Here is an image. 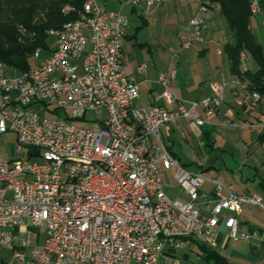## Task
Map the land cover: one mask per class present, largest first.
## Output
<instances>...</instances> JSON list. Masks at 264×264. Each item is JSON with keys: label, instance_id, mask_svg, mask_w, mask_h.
<instances>
[{"label": "built area", "instance_id": "obj_1", "mask_svg": "<svg viewBox=\"0 0 264 264\" xmlns=\"http://www.w3.org/2000/svg\"><path fill=\"white\" fill-rule=\"evenodd\" d=\"M162 1L144 0V7ZM211 5L219 7L204 1L189 20L181 50L202 42ZM260 9L252 0L251 13ZM128 28L126 15L87 0L76 20L49 31L54 47L43 58L37 48L31 69L14 72L0 60V135L14 133L17 140L16 156L0 160V250H13L12 261L2 264H158L159 251L185 238L215 246L221 223L233 241L254 237L239 230V215L243 206H255L264 218L261 197L234 193L219 181L211 196L203 193L204 178L179 165L160 133L182 118L209 125L220 114L224 85L211 83L208 98L186 106L170 88L175 71L159 72V97L176 107H132L139 87L125 70L121 41ZM240 60L245 70L244 53ZM234 81L241 93L236 104L264 105L258 91ZM162 166L175 170L185 201L166 194ZM27 223L46 228L29 258L12 242Z\"/></svg>", "mask_w": 264, "mask_h": 264}, {"label": "rangeland", "instance_id": "obj_2", "mask_svg": "<svg viewBox=\"0 0 264 264\" xmlns=\"http://www.w3.org/2000/svg\"><path fill=\"white\" fill-rule=\"evenodd\" d=\"M104 1L109 12H120L127 16L130 24L129 34H133L135 28L140 26V20L136 14L130 12L131 6L125 2L126 0H96L99 5H102ZM137 8L139 9V6ZM189 10L190 8L187 10L182 9L180 3L173 4L168 7V16L156 17L157 20L154 19L149 26L142 28L138 34L137 42L146 44L144 49L138 48L134 44V40H124L121 46L130 63L135 65L143 63L147 67H150L153 63L158 64V66H166L169 60L177 58V55H172L168 49L170 46L176 51L180 49V38H184L181 28L185 27V23L189 21ZM215 11L216 18L213 13L204 15L207 28L201 33V38L207 47V51L199 57L194 56L192 65L194 64L196 67L193 68L192 74L194 77L190 80V85H185L183 80L178 82L180 92L175 96L184 102L202 98L199 95L200 92H197L198 86L202 84L200 83L201 78L205 80L203 86L206 88L214 82L224 84V79L228 80L230 77L229 60L225 53V46L232 43V38L228 34L224 19L217 9ZM250 28L255 42L262 46L264 51V9L261 8L258 13L252 15ZM54 44V39L51 38L49 48L54 47ZM202 45L203 43H195L192 49ZM217 47L221 50L220 55L216 52ZM147 50H150V53ZM178 53L181 55L185 51L179 50ZM45 55L46 52L43 51L41 58ZM245 55V66L254 69L256 67L254 60L249 54ZM200 72L203 76L200 75ZM171 90L173 92L172 88ZM141 96L138 100L132 101V107L140 108L145 105V99ZM59 114L62 113L59 112ZM42 115L55 116L45 112H42ZM87 118H93L92 112L87 113ZM72 123L83 125L80 121H72ZM211 129L210 146L205 145L199 139H192L191 143H188L189 147H186L178 134L175 133L173 147L169 151L175 153L173 157L180 166L191 172L201 174L205 181L203 190L208 191L213 181H219L235 193L243 195L256 194L264 202V188L259 185V182L264 180V145H261L264 140L262 142L256 140L249 147L240 148L238 145H242V142L237 141V137L224 135L223 128ZM160 133L163 135V128H161ZM164 142L168 143L166 139H164ZM16 145L17 140L14 133L0 135V160L9 161L13 159L16 156ZM186 148H188V151ZM209 167L211 168L209 169ZM161 170L163 183L166 185V194L172 199L185 201L183 191L176 186L173 179L175 170L166 169L164 166ZM241 218L264 232V218L258 207L243 206ZM31 232L33 235L29 237V245L24 249L26 253L31 248L42 244L45 239L46 228L45 226H39ZM15 245L17 246L18 243ZM0 259L5 263L11 262V252L8 249H1Z\"/></svg>", "mask_w": 264, "mask_h": 264}, {"label": "crops", "instance_id": "obj_3", "mask_svg": "<svg viewBox=\"0 0 264 264\" xmlns=\"http://www.w3.org/2000/svg\"><path fill=\"white\" fill-rule=\"evenodd\" d=\"M138 5H131V13L136 14L140 20V26L136 27L133 34L130 33V27L127 30L126 35L121 41V44L124 40H134L135 45L144 49L146 44L138 43V34L142 28L149 26L151 21L154 19L157 20L156 17H166L167 10L169 6L173 4L180 3L182 9L185 10L190 8V16L189 20L197 14L199 6L208 0H163L158 5L150 8L149 10L144 7V0H139ZM102 5H105L104 1ZM139 6V9L137 8ZM219 12V7L215 5H211L209 10L206 12L207 14H214L216 18V11ZM107 10V7H106ZM108 14H112L107 10ZM203 14L204 15L206 14ZM206 20V19H205ZM189 22V21H188ZM188 22L185 23V27L181 28L184 37L187 35V27ZM130 25V24H129ZM183 38V37H182ZM180 38V40L182 39ZM175 42V41H174ZM202 44L201 47L196 49H192L194 44ZM193 46L179 55L178 51L176 53H171L172 55H177V58H172V60L168 61V64L165 66H158V64L153 63L150 67L146 66V70L143 73H139L136 70L137 65L131 64L129 58L127 57V64L125 70L128 74L133 75L135 80L138 83L139 93L138 97L135 100H138L139 97H143L145 99V105L140 108L149 109L154 105L163 106L168 109L175 108L176 105H167L160 97L161 86L157 84L156 77L159 72L166 73L168 71H175V76L170 82V86L173 89L174 95H178L180 90L178 88V82L183 80L185 85H190V80L193 79L194 75L193 68L196 65H192V61H194V56H201L207 51L206 45L204 42H195ZM169 48H172L171 46ZM123 50V49H122ZM193 50V51H191ZM218 50L220 53H218ZM169 51V49H168ZM150 53V50H147ZM216 52L218 55L221 54V50L217 47ZM179 55V56H178ZM246 58V57H245ZM176 61V63H175ZM230 68V62H229ZM245 68H248L245 66ZM202 75V72H200ZM197 78V76H195ZM235 77H233L230 73L229 79H224V91H223V103L219 108V115L214 116L210 124L204 127H197L194 122L190 119H179L176 123L172 125H168L163 127V135L161 137L164 141L166 139L168 143H165L169 150H172L175 133L178 134V137L181 138L182 142L186 147L188 143H191L192 139H199V141H203L205 145L210 146L211 140V128H223L222 132L224 135H229L231 137H237V141L242 142L240 148L249 147L253 143V141L262 142L264 140V120L261 122V117H264V105L259 106L258 108H253L248 103H244L243 105H238L235 103V98L240 97V88L237 83L234 81ZM200 86H198V91L200 92V100L208 98L211 95L210 84L204 88L205 80L201 78ZM178 99V98H177ZM181 100V99H179ZM134 101V100H133ZM182 101V100H181ZM198 101V100H194ZM186 106L189 105L191 101H182ZM257 130L258 132H256ZM205 132H207L205 134ZM261 132V134H260ZM258 133V134H257ZM257 134V135H256ZM223 135V136H224ZM207 142V143H206ZM261 145H264V141ZM188 151V148H186ZM171 152V151H170ZM174 156L175 153L171 152ZM211 167H209L210 169ZM257 171V169L255 168ZM205 181L201 186V191L208 196H211L214 189V181L212 185L207 190L204 189ZM259 185L264 188V180L259 182ZM232 191V190H231ZM233 192V191H232ZM235 193V192H234ZM238 194V193H237ZM186 200V197H185ZM255 207V206H254ZM205 208L208 210L211 208V203L205 205ZM243 213V209L241 214L239 215V230L248 234H253L254 237L247 240H238L233 241L227 235V230L224 228L222 223L218 227V235L216 237V245L211 246L209 244L200 243L193 238H185L180 240V245L177 248L171 249H162L159 251V260L158 264H264V232L253 224H248L245 220L241 218ZM37 227L31 226L27 223L25 226L17 227L14 231V235L12 238L14 250L21 251L25 254L27 258H29L30 251L28 253L24 252V249L29 245V237L33 235L31 230H35ZM22 242H25L27 245L25 247L22 246ZM44 242V240H43ZM42 242V244H43ZM18 243L16 246L15 244ZM37 245V246H42ZM16 247H15V246ZM36 247V246H35ZM34 248V247H33ZM5 249V248H3ZM11 252V249H8ZM15 261V260H14ZM0 262H4L0 259Z\"/></svg>", "mask_w": 264, "mask_h": 264}, {"label": "trees", "instance_id": "obj_4", "mask_svg": "<svg viewBox=\"0 0 264 264\" xmlns=\"http://www.w3.org/2000/svg\"><path fill=\"white\" fill-rule=\"evenodd\" d=\"M85 1L0 0V60L14 72L31 69L37 48L46 52L44 57L53 48H49L50 39H54L49 31L76 20ZM208 1L219 4V14L232 38V43L225 46L231 75L264 97V51L250 28L252 0ZM259 4L264 9V0H259ZM241 53L251 56L256 64L254 69L241 70Z\"/></svg>", "mask_w": 264, "mask_h": 264}, {"label": "bare ground", "instance_id": "obj_5", "mask_svg": "<svg viewBox=\"0 0 264 264\" xmlns=\"http://www.w3.org/2000/svg\"><path fill=\"white\" fill-rule=\"evenodd\" d=\"M86 1H87V0H86ZM86 1H85V2H86ZM156 5H157V4H149V9L152 8V7H154V6H156Z\"/></svg>", "mask_w": 264, "mask_h": 264}]
</instances>
